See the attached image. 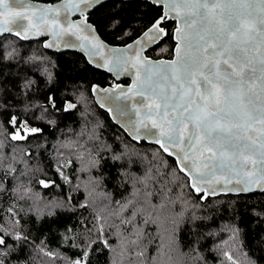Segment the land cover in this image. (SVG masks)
<instances>
[{
    "label": "trees",
    "instance_id": "obj_1",
    "mask_svg": "<svg viewBox=\"0 0 264 264\" xmlns=\"http://www.w3.org/2000/svg\"><path fill=\"white\" fill-rule=\"evenodd\" d=\"M159 14L160 8L146 0H107L91 10L88 19L104 40L112 44H123L137 36ZM118 20L121 23L113 29V24ZM172 25L170 21L164 22L168 35L161 42L166 46L161 55H171ZM126 32L128 35H125ZM6 40L12 44L9 50H5L2 45ZM157 48H149L147 55L154 56ZM34 50L39 59L47 61L49 74L31 67L28 59ZM8 53H14L10 60L5 59ZM29 81L33 82L30 87L26 86ZM111 82L109 75L91 67L77 52L48 51L42 47L41 39L24 41L9 34L0 36L2 128L9 136L20 129L24 122L41 130L29 134L25 140L16 141L30 168L35 170L29 180H23L20 184L22 181L15 179L18 173L23 176L22 168L17 171H12L9 166L0 168V223L8 234L10 232L8 236L0 228V236L6 239L3 248L7 255L3 258V264H74L77 260L80 264H111L110 253L117 252L120 245L117 240L123 236L133 242L138 240L126 246L123 257L132 255V250L147 252L146 243L156 238L157 227L153 223L146 225L145 221H154L166 215L141 213L135 218L133 215L125 218L119 210H114L118 216H115L116 219L110 218L111 222H108L102 219V214V217L96 214L94 205L99 200L94 202L89 198L77 180L83 169L77 159L61 147V143L56 144L66 141L70 134H75L79 129L82 107L76 105L73 110L65 111L64 106L66 100H73L72 92L77 89L87 94L90 109L102 121L103 127H100L99 134L104 140L115 144L108 145L117 151V142L120 143L118 139H124L128 146L131 145L138 152L147 154L157 149L164 162L158 164L163 170L167 169L165 173L176 175L169 187L173 195L180 194L181 199L187 203L185 206L189 203L188 207L191 208V205V209H194L181 212L184 205L176 203L172 206V211L181 212L183 219L175 225L173 236L163 242V248L169 249L172 256L169 264H177L172 261L175 251L193 257L195 264H264V192L219 195L201 201L199 195L189 188L187 177L177 169L171 157L164 154L157 145L129 139L110 120L108 114L96 105L90 94V84L105 85ZM50 96L54 98L55 108L49 103ZM13 116L18 118L19 123L16 125L10 123ZM108 153H99L95 175L94 170L90 175L92 178L98 177L101 191L114 204L126 199L130 187L123 174L127 166L118 164ZM130 172L138 175L139 170ZM41 180L49 186L45 188L40 184ZM161 181H156L157 186L147 184L146 190L150 187L154 189L155 198L152 202L143 197L147 202L144 205H152L149 208L154 212L165 201L158 186ZM146 190L144 192L150 195ZM32 195L33 198L30 197ZM37 196L40 204L36 202ZM54 202H59L61 206L48 210V204ZM195 212L197 215L191 219ZM225 224L232 227L223 232L222 226ZM100 226L104 228L103 236L97 235ZM17 234L26 239H15ZM230 239L233 248L228 246L230 244L227 241ZM104 240H107V247ZM156 246L151 249L154 250ZM85 252L88 253L86 259ZM152 252L146 253L147 259L138 256V261L150 264L151 258L157 257ZM197 254L200 259H196Z\"/></svg>",
    "mask_w": 264,
    "mask_h": 264
},
{
    "label": "snow or ice",
    "instance_id": "obj_2",
    "mask_svg": "<svg viewBox=\"0 0 264 264\" xmlns=\"http://www.w3.org/2000/svg\"><path fill=\"white\" fill-rule=\"evenodd\" d=\"M100 2L65 0L63 9H51L52 23L63 22L66 26L59 33L53 29L56 38L44 47L79 46L99 57L100 67L117 75L134 70L133 87L93 85V93L102 107L115 109L134 139H151L164 153L175 156L191 188L203 192L201 200L217 192H264V0H155L157 4L164 3L168 14L175 13L177 22L173 31L177 42L174 59L160 62L142 53L168 35L163 26L168 15L162 14L133 43L107 48L103 41L93 43L98 39L96 30L86 18L73 24L64 14H83ZM26 4L27 0H0V18L9 17L0 24V33L14 32L21 39L42 34L39 25L47 23L49 13L41 12L34 23L17 7ZM21 19L29 22L20 23ZM120 23L116 21L113 29ZM69 33L76 36L78 44L63 39ZM102 49H107V54ZM13 55L8 53L5 59ZM48 99L55 108L54 98ZM75 107L68 104L65 111ZM10 123L16 125L18 118L13 116ZM22 127L27 128V122ZM40 131L32 127L20 135L18 128L11 139L22 141ZM40 184L49 186L44 180ZM138 193L135 189L132 195ZM174 203L168 199L169 205ZM136 204L140 207L133 212V218L153 207L129 200L124 208ZM149 223L154 221H145ZM97 235H104L103 226L97 229ZM15 239L26 238L17 234ZM103 243L108 246L107 240ZM4 245L6 239L0 236V264L7 255ZM87 255L85 252V259ZM138 255L147 259L146 252Z\"/></svg>",
    "mask_w": 264,
    "mask_h": 264
},
{
    "label": "rangeland",
    "instance_id": "obj_3",
    "mask_svg": "<svg viewBox=\"0 0 264 264\" xmlns=\"http://www.w3.org/2000/svg\"><path fill=\"white\" fill-rule=\"evenodd\" d=\"M2 45L5 50H9L12 48V44L8 40L4 41ZM165 48L166 46L163 45L158 49L157 53L164 51ZM35 50L32 51V55L28 59L29 63L32 65L31 67L38 70L40 69V71L44 74H49L50 70L47 61L39 59ZM72 96H74L72 102L75 105H79L82 107L80 116V126L75 134H70V137H68L67 140L65 139L66 141L62 140L57 142L56 144L59 145L61 143V147L66 151H69V154H71L75 159H77L80 168L83 169V173L80 174V177L77 176V180L80 181L82 189L84 191L86 190L85 193H87L89 198L93 199L94 202L95 200H99L98 203L94 205V211L101 217L103 215L104 218L102 217V219H107L108 222H111L110 218L116 219L115 216H118V214L114 213V210H119L121 214L125 215V218H127L128 216L133 215V212L136 210V208L140 207V204L131 206L128 209H125L124 205L129 200H138L142 204H145L147 202L143 200V197H147L150 202H152L155 198L154 189L150 187L149 190H146L147 184L156 185V181L163 180L161 182H158V186L162 192V196L165 197L163 205H165L166 207H161L158 211L155 212L152 211L149 207H147L146 211L142 212V214L154 213L156 216H158L162 213H165L167 215H163V217H157L154 220L153 224L157 227V234L156 238H153L146 243V250H148L146 253H148L149 251H153V255H157V257L155 258H151L150 264H153V261H155V264H169L172 259V256L169 254L170 250L164 249L163 247H161V245L164 244V240H167L173 236L175 225L178 222H181V220L183 219V216H181V212L191 210L194 211V209H191V205V208L188 207L189 203L185 206V204L187 203H185L184 200L181 199L182 196L180 194L178 196H174L172 188H169L171 187L172 180L176 178V175L165 173L167 169L163 170V167L158 164H164V162L161 158V154L157 151V149H154L153 152L147 154L144 152H138L131 145L128 146L127 142L124 139H118L120 143L117 142V151L112 149L109 146L112 145L111 141L104 140V138L99 134L100 127H103L102 121L96 115L95 111L93 109H90L88 100L89 97L87 96V94L82 89H77L72 92ZM28 128L32 127L28 126L27 128H24L20 126L19 134H25L28 131ZM15 133L16 131L13 134ZM16 141L17 140H12L11 136L6 135L3 128H0V168H6V166H9L12 171H17L18 168H22V171L24 170L23 176L18 173L15 177L16 180L22 181L20 182L21 184L24 182L23 180H29L35 170H32V168H30L28 160L25 156H23L22 150L18 149V144L16 143ZM99 153H108L113 156V158L118 162V164L127 166L125 172L123 171V174L125 173L124 175L126 178V182H128L130 187V193L123 202L120 200L114 202L113 204L110 201L109 196L104 193V191H101V183L98 177L94 176V178H92L90 175L93 170L95 175L97 157ZM136 169L139 170L138 175L130 172V170ZM148 177H154L155 179H148ZM133 185H135V189L139 190L137 196L132 195L135 190ZM145 190L149 192L150 195L145 193ZM30 197L33 198V195ZM169 198L175 201L174 204L177 203L179 205H184V209L181 210V212L172 211V206H174V204H168ZM38 201L40 204V198L37 196L36 202ZM57 206L59 207L61 206V204L59 202H54L53 204H48L47 208L49 210ZM35 210L37 213H41L39 209ZM196 215V212L195 214L193 213L191 219H193V217H195ZM231 227V225L225 224L222 226V231H229ZM0 228L6 233L8 232L7 229L4 228V225L2 223H0ZM7 235L10 236V232L9 234L7 233ZM118 241L120 245L117 252L111 251L110 253L111 264H144L143 262L138 261V254L141 252L137 250H132V255L128 254L127 256L123 257V254L126 252V246L129 243H136L138 241L137 239H135L133 242L132 239L128 240L125 236H123V238H120L119 240H117V242ZM227 242L230 244L228 246L230 248H233L234 245L232 243V240L230 239ZM114 244H116V240ZM153 246H156L154 250L151 249L153 248ZM216 248L218 249V247ZM184 255L187 254H181L179 251H175L174 259L172 261L177 264H195L193 262V257H188ZM195 256L196 259H200V256L198 254Z\"/></svg>",
    "mask_w": 264,
    "mask_h": 264
},
{
    "label": "water",
    "instance_id": "obj_4",
    "mask_svg": "<svg viewBox=\"0 0 264 264\" xmlns=\"http://www.w3.org/2000/svg\"><path fill=\"white\" fill-rule=\"evenodd\" d=\"M105 1H107V0H101V2L98 5H100L101 3L105 2ZM146 1H148L151 4H154L156 6H161L162 7V14H167L168 15V18L166 20L171 19V20H174L175 21V28L173 29V31H174L176 29V27H177V22L175 20V15L176 14L175 13L168 14V11L165 8L163 2L157 4V3H155V0H146ZM98 5H95L92 8L86 9L83 12V14H81L79 12H71V13H64V14L67 15L68 22H70V23L76 24L78 22H82L83 19L86 18L87 19V23L90 24V25H92L95 28L94 24L88 19V13L91 10H93ZM64 6H65V0H56V1H53V2H46V1H42V0H27V4L26 5L17 6V7L23 13V15L28 16V17H31L32 22H34V23L36 22V16H38L41 12H48L49 13V17H48L47 23L46 24L39 25V28H40V31L42 32V34L41 35H38V36L37 35H30L27 39H21V38H19L18 36L15 35L14 32L13 33H0V36H2L4 34H9V35H12V36L17 37L20 40H24V41H32V40L41 39V45H42V47L44 49L48 50V51H52V52L74 51V52H77V53L81 54L84 57V59L86 60V62L91 67H93V68H95L97 70H100V71H102V72H104L106 74L111 75L112 78L117 81L116 84H114V85H111V84L100 85V84H97V83H91L90 84V87H89L90 94H91L94 102L96 103V105L99 108H101L102 110H104L108 114L110 120L114 124H116L118 127H120V129L127 135V137L129 139H131L134 142H140V141L143 140V141H145V142H147L149 144H154V145H157L159 147V145L156 144L151 139H143V138L142 139H139V140L134 139L133 136L131 135V133L127 130L123 118H121V117L118 116V114L116 113L115 109L109 110L108 107H102L101 106V101H100L99 97L96 94H94L93 91H92V86L93 85H96L99 88H112V87H115L116 85H119L123 89H128L130 87H133V85H134V70H133V72L128 73V74L117 75L115 72L109 71L106 67H100L99 65H100V63H102V61L100 60V58L99 57H94L87 49H81L79 46L69 47V48H65V47L46 48V47H44V45L47 44L48 42L55 40L56 37L53 35V29L55 30V32H58L59 33V32L62 31V28L64 26H66L63 22H58L57 24H53L52 23V20H51V17L53 15V13L50 10L51 9H56V8L63 9ZM5 19H9V17L0 18V24H3V21ZM156 19H158V18H156ZM155 20L152 23H154ZM19 22L20 23H23V24H27L29 21L28 20L21 19ZM151 24H149L144 30H142L133 39H131L128 42L123 43V44H112V43L107 42L106 40H104L99 35V33L97 32V30L95 28V30H96L95 35H96V37L98 39L97 40H94L93 43H97L99 41H103V43L107 46V48H121V47H125L126 45L133 43L136 39H138L140 36H142L143 32L146 31L147 28L151 26ZM4 26L5 27H8V26H11V25H4ZM63 39H67V40H70L72 43L78 44L77 39H76V36L75 35H72L71 33H69L67 36L63 37ZM174 42H175V44L173 46L172 56L170 58H164V57L154 58V57L148 56L145 53V51L147 49H145L142 54L145 55V56H147L153 62L171 61V60L174 59V56H175L174 50L176 48V43L177 42H176V40H174ZM101 51L104 52L105 54H107V49H102ZM122 78H125L128 81L126 83H122L120 81ZM68 104L75 105L71 100H66L65 101V104H64L65 108L67 107ZM71 110H73V109H71ZM160 150L163 152L162 149H160ZM164 154H166L167 156H169L167 153H164ZM169 157H171L175 161V164L177 166V169L179 170V165L177 164L176 157L175 156H169ZM182 174H184V173H182ZM187 180H188L189 188L193 191L194 194L199 195V198H200L203 195V192H201V193L195 192L191 188V182L188 179V177H187ZM255 192H261V191L256 190V191L251 192V193H255ZM227 194L236 195L235 193L217 192L215 195H209L208 197H215V196L227 195ZM201 201H203V200H201Z\"/></svg>",
    "mask_w": 264,
    "mask_h": 264
},
{
    "label": "flooded vegetation",
    "instance_id": "obj_5",
    "mask_svg": "<svg viewBox=\"0 0 264 264\" xmlns=\"http://www.w3.org/2000/svg\"><path fill=\"white\" fill-rule=\"evenodd\" d=\"M159 8H160V14L156 17V18H159V16H161V14H162V7L161 6H158ZM155 18V19H156ZM166 21H170V22H172L173 23V25H172V28H171V32H170V38H171V42H172V49H173V46H174V44H175V42H174V40H173V29L175 28V21L174 20H171V19H168V20H165L164 22H166ZM164 22H163V26H164ZM151 24V23H150ZM95 26V25H94ZM165 27V29H166V31L168 30L167 29V27L166 26H164ZM96 28V27H95ZM100 35V34H99ZM163 40V39H162ZM162 40L160 41V42H158V43H156L155 45H153L154 47H156V46H158V48H157V51H158V49L160 48V47H162L163 45L161 44V42H162ZM152 47V46H151ZM150 47V48H151ZM149 49V48H148ZM147 49V50H148ZM172 49H171V55L170 56H165V55H161L160 53L161 52H158L157 53V51H156V54L154 55V56H151V57H154V58H158V57H164V58H170L171 56H172ZM146 50V51H147ZM146 51H145V53H146ZM146 55H147V53H146ZM148 56H150V55H148ZM107 75H109V74H107ZM111 78H112V76L111 75H109ZM122 83H126L128 80L127 79H125V78H122L121 80H120ZM116 80L115 79H113L112 78V82L110 83L111 85H114V84H116ZM98 84V83H97ZM105 85H107V84H105Z\"/></svg>",
    "mask_w": 264,
    "mask_h": 264
},
{
    "label": "bare ground",
    "instance_id": "obj_6",
    "mask_svg": "<svg viewBox=\"0 0 264 264\" xmlns=\"http://www.w3.org/2000/svg\"><path fill=\"white\" fill-rule=\"evenodd\" d=\"M204 201V200H203Z\"/></svg>",
    "mask_w": 264,
    "mask_h": 264
}]
</instances>
